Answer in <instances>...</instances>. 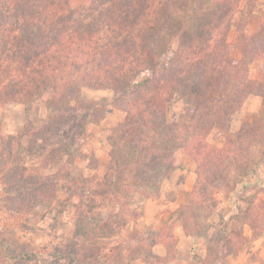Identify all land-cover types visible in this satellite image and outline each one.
Masks as SVG:
<instances>
[{
    "label": "trees",
    "instance_id": "16d2710c",
    "mask_svg": "<svg viewBox=\"0 0 264 264\" xmlns=\"http://www.w3.org/2000/svg\"><path fill=\"white\" fill-rule=\"evenodd\" d=\"M240 8L241 0H0V109L29 106L49 94L54 110L38 127L26 129L25 144L17 150L12 138L2 150L5 137L0 134V164L16 166V153L34 151L41 140L57 144L54 154L75 152L85 121L99 122L109 106L124 115L109 134L111 175L67 178L71 186L89 184L97 190L90 205L83 198L77 204L76 234L64 253L73 264H99L94 243L113 234L115 217H133L132 194L157 190L170 178L179 153L187 152L196 161L202 182L221 180L231 156L246 171L252 136L264 148V118L245 123L236 133L247 145L238 140L228 146L232 114L249 95L264 89V70L258 79H249L250 65L264 61V48L258 47L264 44V20L252 42L242 32L237 43L242 57L232 55L228 38ZM84 89L112 92L113 99L86 101ZM178 96H194L195 101L180 120H170L168 106ZM217 126L228 136L222 148L208 140ZM61 170L68 174L65 167ZM34 176L39 174L28 180ZM94 197L107 199L111 211L95 214ZM261 210L255 213L257 224ZM201 231L195 226L190 236L207 237ZM231 234L224 231L208 239L221 244ZM174 247V242L166 245L164 258L142 245L139 260L187 264L176 257ZM222 247L232 254L226 243ZM209 253L202 264H216L222 256L214 247Z\"/></svg>",
    "mask_w": 264,
    "mask_h": 264
},
{
    "label": "rangeland",
    "instance_id": "374dc122",
    "mask_svg": "<svg viewBox=\"0 0 264 264\" xmlns=\"http://www.w3.org/2000/svg\"><path fill=\"white\" fill-rule=\"evenodd\" d=\"M263 20L264 0H241L228 38L234 58L242 57L237 48L242 32L245 31L248 42H252ZM238 28H242L241 32ZM263 46L258 44L261 49ZM263 70L264 61H254L250 65L249 79H258ZM261 91L262 94L249 95L239 111L232 114L228 146L235 145L238 140L247 145V140L244 142V138L236 133L245 123L252 125L253 119L264 118V89ZM82 95L86 101L103 99L109 103L113 99L109 91L84 89ZM50 101L49 94H44L29 106L1 108L0 134L5 137L1 149H6L13 140L15 150L19 144L24 145L26 129L38 127L54 114ZM194 101V96L175 98L168 106L169 119L180 120L186 107ZM123 118L120 110L109 106L99 122L85 121L80 138L76 140L78 146H73L75 152H69L70 158L67 150L54 154L57 144L41 140L32 152L19 150L16 166H12L13 162L7 165L9 171L5 162L0 164V264H73L64 253L76 234L77 204L83 198L90 205L89 199L97 190L89 184L71 186L67 178L85 181L111 175L109 134ZM227 137L217 126L208 140L222 148ZM249 141L253 146L249 148L247 170H241L231 156L221 180L207 178L199 182L196 161L187 152L179 153L177 168L170 178L164 179L157 190L132 194L129 207L133 217H115L113 234L94 243L98 247L99 264H141L138 249L142 245H150L155 254L165 258L166 245L171 247L173 242L176 257L187 264H202L211 247L222 253L216 264H264V210H261V204H264V148L257 144L255 136ZM234 149L227 148V151ZM61 166L68 170L67 175L62 170L58 172ZM37 173L39 176L28 180ZM22 175L26 177L24 182L20 178ZM245 181L249 183L246 187ZM93 199L95 214L104 216L111 211L112 204L107 199ZM256 210L262 212L259 224L254 220ZM195 226L207 237L190 236ZM255 227L257 231H254ZM224 231L232 233L229 239L221 244L209 241L208 237L222 235ZM171 236L173 239L169 238ZM224 243L232 254L225 253ZM60 253L63 256H58Z\"/></svg>",
    "mask_w": 264,
    "mask_h": 264
}]
</instances>
